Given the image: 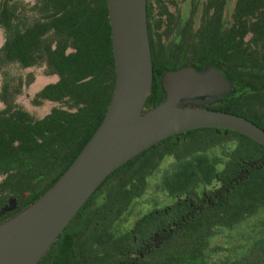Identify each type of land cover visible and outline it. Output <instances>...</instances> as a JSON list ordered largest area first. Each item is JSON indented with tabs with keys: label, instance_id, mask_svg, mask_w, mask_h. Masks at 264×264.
Returning <instances> with one entry per match:
<instances>
[{
	"label": "trees",
	"instance_id": "1",
	"mask_svg": "<svg viewBox=\"0 0 264 264\" xmlns=\"http://www.w3.org/2000/svg\"><path fill=\"white\" fill-rule=\"evenodd\" d=\"M226 2L183 0L177 7L173 0H146L152 71L144 108L163 98L164 72L217 64L230 77L257 86L205 106L264 128V0H234L225 17ZM0 29V207L10 197L18 204L2 218L34 200L70 163L104 113L114 69L105 0H0ZM12 64L40 65L56 74L31 98L33 104L52 101L43 115L16 101L32 74L9 76ZM241 101L246 104L238 106ZM227 140L234 144L222 150L223 158L185 160L208 147L223 148ZM164 154L178 161L168 177L172 201L139 214L128 228L113 229L111 220L142 192L146 174ZM199 175H206L208 187H196ZM106 182L119 190L107 194L103 222H85L68 239L64 253L75 264H207L208 236L264 205V146L228 128L188 129L138 152L97 187ZM70 223L57 236L66 235ZM211 264H264V233L245 253Z\"/></svg>",
	"mask_w": 264,
	"mask_h": 264
},
{
	"label": "water",
	"instance_id": "2",
	"mask_svg": "<svg viewBox=\"0 0 264 264\" xmlns=\"http://www.w3.org/2000/svg\"><path fill=\"white\" fill-rule=\"evenodd\" d=\"M114 80L104 113L61 174L34 200L2 217L0 264H35L108 173L161 139L184 130L221 127L264 146V128L240 114L205 106L254 91L257 84L230 77L219 65H192L161 77L163 98L144 108L151 88L146 0H105Z\"/></svg>",
	"mask_w": 264,
	"mask_h": 264
},
{
	"label": "rangeland",
	"instance_id": "3",
	"mask_svg": "<svg viewBox=\"0 0 264 264\" xmlns=\"http://www.w3.org/2000/svg\"><path fill=\"white\" fill-rule=\"evenodd\" d=\"M174 5L181 7L183 0H173ZM234 0H227L225 5V17L228 15ZM173 4L170 8H176ZM183 8V6H182ZM1 37V29H0ZM6 71L8 75H18L25 79L27 73L32 74V80L28 83H23L20 93L16 96V101L20 103L29 113L35 116H41L49 109L52 101L44 99L39 104H33L31 101L32 96L38 91L45 83L54 81L56 79L55 73H44L42 66L32 65L26 67H19L16 64L7 66ZM246 102H238L240 106ZM1 106V102H0ZM261 115V114H260ZM264 118V113L262 114ZM234 144L233 140L225 141L223 148L218 145L208 147L205 151L194 155L186 156L187 162L202 157L205 163L213 160L215 155L223 158L222 150L230 148ZM194 156V157H193ZM218 158L221 167L222 160ZM200 159V158H199ZM178 161L172 154H164L159 158L157 164L152 171L145 176V183L142 192L129 203L127 209L121 214L119 219L126 222H115L113 229L123 230L128 228L134 219L139 214L147 212L153 208H160L173 199L170 190L168 189V177L176 172ZM113 181V178L109 180ZM110 182L104 183L101 187L109 186ZM209 183L206 182V175H199L196 180V187H208ZM264 233V205L259 207L254 213L246 216L244 219L234 223L232 226H219L215 232L208 236L204 246V254L207 264L221 261L224 259H231L232 257L239 256L248 251L252 243Z\"/></svg>",
	"mask_w": 264,
	"mask_h": 264
},
{
	"label": "flooded vegetation",
	"instance_id": "4",
	"mask_svg": "<svg viewBox=\"0 0 264 264\" xmlns=\"http://www.w3.org/2000/svg\"><path fill=\"white\" fill-rule=\"evenodd\" d=\"M101 186L96 187V189L83 202V204L78 208L76 213L69 220V222L71 223L66 231V235L57 236L53 240V242L48 246V248L44 251V253L39 257L35 264H75V262L72 261V258L68 257L69 252L64 253L65 248L68 245V239L70 241L71 235H73L75 232H80L85 222H103V219H100L104 216L101 207H103V203L106 200L107 194L111 192H117L119 190L110 186ZM17 205L18 204H16V206ZM16 206L13 209L6 210L4 212L14 210ZM136 221H138V216L132 222ZM111 222L126 221L117 218L111 220Z\"/></svg>",
	"mask_w": 264,
	"mask_h": 264
}]
</instances>
